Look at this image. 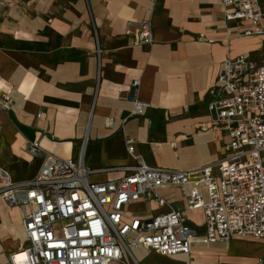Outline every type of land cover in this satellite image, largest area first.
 Segmentation results:
<instances>
[{
    "label": "crops",
    "instance_id": "0c3cea01",
    "mask_svg": "<svg viewBox=\"0 0 264 264\" xmlns=\"http://www.w3.org/2000/svg\"><path fill=\"white\" fill-rule=\"evenodd\" d=\"M208 4V0H0V98L11 102L10 114L23 135V140L17 139L9 129L12 142L4 139L0 168L10 170L12 181L32 180L43 156L27 154L29 141H38L63 159L77 161L83 153L84 165L91 170L134 165L127 140L132 141L134 154L150 166L191 170L221 160L228 137L211 129L206 110L215 98L213 86L223 61L240 54L258 59L263 40L242 37L236 45V36L227 31L246 25L226 23L221 0H215L217 12ZM207 14L211 15L205 19ZM143 20L152 23L154 43L134 45L126 34L127 24ZM247 42L254 43L243 45ZM134 81L139 82L136 88L131 86ZM130 95L149 105L143 115H134ZM26 108L43 113V121L34 122ZM123 175L97 173L90 181ZM160 193L186 211L177 188ZM22 210L11 216L21 225L28 214L26 207ZM166 211L146 198L126 209L127 217L141 218ZM194 213L200 215L199 222L191 216ZM186 215L202 236V212ZM1 233L0 246L13 252L6 249L11 238ZM11 241L17 243L15 251L22 249L25 231L20 245ZM133 256L138 264H264V241L197 242L189 256L163 257L144 249L134 250ZM124 260L133 264L128 255ZM8 263L0 257V264Z\"/></svg>",
    "mask_w": 264,
    "mask_h": 264
},
{
    "label": "built area",
    "instance_id": "2783aa9c",
    "mask_svg": "<svg viewBox=\"0 0 264 264\" xmlns=\"http://www.w3.org/2000/svg\"><path fill=\"white\" fill-rule=\"evenodd\" d=\"M226 23L243 29L229 36L259 38L258 59L240 54L221 64L206 110L211 129L228 137L224 157L196 169H171L148 165L127 151L134 165L88 169L83 153L73 161L46 151L29 141L27 154L43 156L37 175L27 183H13L0 169V196L7 205L26 207L24 220L27 264H133L136 249L163 257L191 254L195 243H229L235 239L264 241V0H221ZM126 34L134 45L154 43L150 20L129 22ZM134 81L132 87H138ZM134 115L149 107L130 95ZM123 172L118 179L91 182L97 173ZM177 188L186 211L161 195ZM146 198L167 211L150 218L127 217L132 203ZM201 211L205 232L197 236L186 212Z\"/></svg>",
    "mask_w": 264,
    "mask_h": 264
},
{
    "label": "bare ground",
    "instance_id": "6f19581e",
    "mask_svg": "<svg viewBox=\"0 0 264 264\" xmlns=\"http://www.w3.org/2000/svg\"><path fill=\"white\" fill-rule=\"evenodd\" d=\"M245 51V50H244ZM26 61V60H25ZM209 79V78H208ZM30 85H32V84H30ZM33 87H35L36 88V86H37V83L35 84V86H34V84L32 85ZM30 98V97H29ZM28 98V99H29ZM36 98V97H35ZM34 97H31L30 98V100H32V103H39V102H37V100L35 99ZM26 102H28V101H26ZM30 102V101H29ZM31 103V102H30ZM19 105V104H18ZM23 105V104H22ZM32 105V104H31ZM25 106H27V104L25 103ZM37 106V105H36ZM19 109V108H18ZM22 109V108H21ZM36 109V108H35ZM34 108H29V109H27L26 108V110H25V112H29V113H31V115L33 114L34 115V117H35V121L34 122H38V121H40V122H42L43 120V118H44V115H43V113L42 114H38V112L37 113H35L36 112V110H35ZM34 110V111H33ZM27 112V114H29ZM38 114V115H37ZM32 115V116H33ZM24 116V115H23ZM197 116V115H196ZM199 117H200V115H199ZM198 117V118H199ZM188 118V117H187ZM193 119H195V118H193ZM58 121V120H57ZM31 123H32V121H31ZM61 123V122H60ZM59 123V124H60ZM196 124V123H195ZM210 125V124H209ZM193 126V125H192ZM198 127H199V125H198ZM56 130V129H55ZM174 130V129H173ZM172 130V131H173ZM191 131V130H190ZM193 131V130H192ZM169 132H170V130H169ZM168 132V133H169ZM180 132V131H179ZM173 133V132H172ZM193 134V133H192ZM169 135H171V134H169ZM174 135V134H173ZM199 136V135H198ZM58 137V136H57ZM175 137V136H174ZM178 137V136H177ZM182 138V137H181ZM175 139V138H174ZM178 139V138H177ZM176 140V139H175ZM166 141V140H165ZM165 141H164V143H165ZM12 142V141H11ZM173 142V141H172ZM163 143V142H162ZM170 143V142H169ZM174 144V143H173ZM176 144V143H175ZM147 145V144H146ZM149 145V144H148ZM153 150V149H152ZM156 150V149H155ZM157 152V151H156ZM153 153V152H152ZM155 155V154H154ZM29 164V163H28ZM1 170H3L4 172H6L9 176H10V170L8 169V168H0ZM13 174V173H12ZM0 203H3V200H2V198H0ZM5 207H6V205L4 204V205H2V204H0V211H1V213H0V217L2 218V219H4V221H3V223L0 225V230L3 232V233H7L8 235H9V237L11 238V239H13V240H15V241H17L18 242V244L20 245V242H21V240H23L24 239V228H22V226H23V223H24V218H22L23 220H22V225L20 224V222H19V220H17V219H10L11 218V216L12 215H16L17 213L18 214H21L22 212H23V210H22V206H19V205H17V206H15V207H7V213L5 214ZM5 215H8V219H7V222H6V216ZM19 219V218H18ZM2 234V233H1ZM6 254V251L3 249V247H2V245L0 246V257H2V256H4ZM8 261H10V264H27V254H26V252L24 251V249H19V250H17V251H13V252H9L8 253ZM9 264V263H8Z\"/></svg>",
    "mask_w": 264,
    "mask_h": 264
},
{
    "label": "rangeland",
    "instance_id": "374dc122",
    "mask_svg": "<svg viewBox=\"0 0 264 264\" xmlns=\"http://www.w3.org/2000/svg\"><path fill=\"white\" fill-rule=\"evenodd\" d=\"M208 1H209V4L207 5V7L210 8V6H212L211 8H213L217 12V10L220 7L215 4V0H208ZM126 2H127V0H126ZM209 11L211 12V10H209ZM210 15L211 14H207L206 17H205V19H208ZM220 27H222V23L220 24ZM218 30H220V29H218ZM242 40L243 39H241V38H239V37L236 36L235 39H234V42H235L236 45H238ZM249 43L252 44L254 42H247V43H245L243 45H246V44H249ZM259 43L261 44V42H259ZM10 111H11V102L3 101L0 98V148L4 147V142H5L4 139L6 137H9V139H10L9 140V143H11L12 137H11L10 132H9V129L10 128L14 131L15 138L23 140L22 132L20 131L19 127L13 121V118H12V116L10 114ZM23 146L25 147L26 146V143H24ZM1 152L3 153V150ZM2 155H3V158H6V160H8V158H7L8 155L6 153H3ZM22 155H23V158L24 159H27L28 158L27 155H26V153H25V149H24V153ZM29 181H31V180L21 181V182H16V183L17 184H19V183H27ZM12 182L15 183V181H12ZM0 198H2V200H3V203H0V204H2V205L5 204L6 205V207H5V214H6L7 213V207H11V205H7L5 203L3 197L0 196ZM5 216L7 217L5 219L6 222H7L8 215H5ZM191 216L193 217V219L195 221H198L199 222L201 220V217H200L199 214H195L194 213ZM13 218L17 219V217H15V216ZM10 219H12V217ZM3 221H4V219L0 218V223L1 224L3 223ZM0 233H1V231H0ZM2 234H4V233H2ZM4 237L7 238L9 236H8V234H5ZM0 240H1V236H0ZM8 241L10 242V245L6 249H8V250L11 249V251H15L17 249V243L11 241V239L10 240L8 239ZM3 249H4V247H3ZM8 253L9 252H6V254L4 256H2V257H5L8 260Z\"/></svg>",
    "mask_w": 264,
    "mask_h": 264
}]
</instances>
